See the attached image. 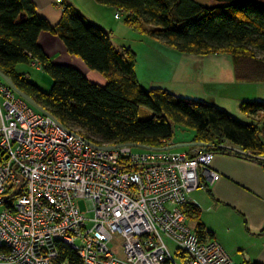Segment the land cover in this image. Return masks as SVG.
Listing matches in <instances>:
<instances>
[{"label": "trees", "instance_id": "1", "mask_svg": "<svg viewBox=\"0 0 264 264\" xmlns=\"http://www.w3.org/2000/svg\"><path fill=\"white\" fill-rule=\"evenodd\" d=\"M60 1L61 18L51 26L37 15L31 0H0V71L63 126L77 130L95 145L135 144L154 149L178 140L175 130L179 129L192 133L189 140L182 141L203 144L214 156L227 154L224 148L232 147L245 152L233 153L239 158L262 162L258 157L264 158V102L240 104L242 113L257 119L256 123L243 124L211 101L178 97L162 88L145 89L136 75L138 57L134 50L115 48L111 31ZM94 2L113 9L137 33L182 55H229L238 82L264 83V0L214 1L209 5L194 0ZM43 32L56 36L67 54L99 73L105 85L90 82L71 66L52 63L38 41ZM37 63L53 80L48 92L16 70L17 65ZM143 108L150 112L146 119L139 117ZM189 148L167 151L186 152ZM207 188L205 184L203 190ZM195 209L186 203L187 220L199 217ZM202 228L198 222L194 229L201 240ZM61 251V259L69 264H82L66 245Z\"/></svg>", "mask_w": 264, "mask_h": 264}, {"label": "built area", "instance_id": "2", "mask_svg": "<svg viewBox=\"0 0 264 264\" xmlns=\"http://www.w3.org/2000/svg\"><path fill=\"white\" fill-rule=\"evenodd\" d=\"M0 98V264H69L62 245L82 264H236L187 225L189 195L220 177L205 147L90 145L2 81Z\"/></svg>", "mask_w": 264, "mask_h": 264}, {"label": "crops", "instance_id": "3", "mask_svg": "<svg viewBox=\"0 0 264 264\" xmlns=\"http://www.w3.org/2000/svg\"><path fill=\"white\" fill-rule=\"evenodd\" d=\"M31 1L38 16L47 20L51 26L57 25L62 15V7L58 4V0ZM62 1L72 5L103 30L113 32L111 28H107V26L113 27L112 22L103 17L104 12L110 9L109 14L113 13L112 20L117 22L118 19L114 17L116 12L113 9L101 6L94 0ZM38 41L52 63L71 66L80 71L90 82L100 86L105 85V79L99 73L89 70L79 58L68 55L64 45L56 36L43 32L39 35ZM158 43L152 44L154 49L162 48ZM113 46L117 49L135 48L133 44L120 46L113 44ZM135 50L138 57L136 75L140 85L145 89L146 87L150 89L155 82L165 85L171 80L169 85H172V82L182 84L194 80L199 84L201 92L198 97L203 100L208 99L215 105H218V101L224 103V101L240 99V96L236 95L240 90H245L247 93L264 89V83L238 82L232 60L228 57L222 59L220 55L208 57L189 55L190 59H183L184 55H175L173 58L177 62L186 60L195 63L194 68L188 72L185 68L176 71V66L161 54H154V50L148 45L141 54L137 48ZM167 52L170 51L166 50ZM147 77L149 80L146 81ZM228 85L231 87L227 88ZM164 89L176 96L179 95L173 88L168 87L172 91ZM181 138L175 139L170 146L176 147L177 151H184L185 147L177 145L189 142L182 141L185 138L182 140ZM210 169L219 174V179L212 184L207 183L206 190H195L196 192L189 195L188 204L199 210L197 219L190 218L194 225L193 229L200 222L203 227L201 231L203 240H215L220 243L236 264H264V162L250 161L234 154H217L211 161Z\"/></svg>", "mask_w": 264, "mask_h": 264}, {"label": "rangeland", "instance_id": "4", "mask_svg": "<svg viewBox=\"0 0 264 264\" xmlns=\"http://www.w3.org/2000/svg\"><path fill=\"white\" fill-rule=\"evenodd\" d=\"M59 1V0H58ZM195 2L199 3V4H203V5H209L212 4L215 0H194ZM109 10H106L104 12L103 17L105 19L108 18V20H110V22H112L113 27H108V29L111 28V30L114 32H112L111 35V41L113 42V44L115 46H120L121 44H133L135 46V48H137V50L140 52V54L145 50V47L148 45L150 47L151 50H154V54H161V56L166 57L167 61L169 60L171 62V64L173 66H176V71H180L181 68H185L186 71H191L194 66L195 63L192 62H186V60H182L181 62H177L175 61V59L173 57H175V55L177 54H181L179 52H177L176 50L169 48L161 43H158L157 40L149 38L146 35L137 33V31L133 30H129L128 27H126V25L123 23V17L120 15L117 19L118 21L115 22L112 20L113 18V13L111 12V14H109ZM116 19V18H115ZM135 34V35H134ZM156 43H158L162 48L158 49L152 46L156 45ZM135 48L133 49L131 47V49L134 50V52L137 54ZM166 50L170 51L166 53ZM163 53V54H162ZM183 59H190L189 55H184ZM220 57L222 59H224V57H228L230 58L229 55H220ZM169 58V59H168ZM191 61V60H190ZM16 70L21 73L24 74L25 77L28 78L29 82H31L32 84H35L38 88H40L42 91L44 92H48L52 85H53V80L52 78L45 73L40 67H36L33 64L32 65H28V64H20L17 65ZM195 76L193 75V78ZM149 80V77L146 78V81ZM171 82V80L163 85V84H159V83H154L152 84L150 88H173V90H175L174 92H177V96L179 97H184V98H189V99H194V100H203V98L198 97V95L201 93L200 89H199V84L197 82H195L194 80L191 82H187V83H182V84H177L172 82V85H169V83ZM231 85H228L227 88H230ZM148 87H146L147 89ZM149 89V88H148ZM170 90V89H168ZM172 91V90H170ZM237 96H240V99H233V100H228V101H224V103L218 101L216 105V107L220 108L221 110H224L226 113H228L231 117H233L235 120L239 121L240 123L243 124H252V123H256L257 119L254 118H250V116L242 113L240 111V104L244 101H251V102H255V101H262L264 102V89L262 90L260 89H256V90H252V91H248L247 93L245 92V90H240L239 92L236 93ZM206 102H210V100H203ZM3 103V99L0 98V104ZM31 106V105H30ZM34 108V107H33ZM4 111V110H3ZM150 116V112L146 109H141L139 112V117L140 119H146ZM261 115H259L260 117ZM263 121L260 120V122ZM175 134H176V138L179 140L180 137L185 138L186 140H189L191 137V132H181V130L176 129L175 130ZM262 136V134L260 135ZM190 143H195V142H190ZM197 143V142H196ZM199 144V143H198ZM195 147V146H193ZM204 147V146H201ZM227 152V154H233L234 152H232L231 150H229L228 148H224ZM182 150V149H180ZM199 191V190H198ZM196 192V191H195ZM195 195V193H193ZM191 196V195H190ZM78 206L80 208V210L82 212L85 213L87 218H92L93 217V212L92 211H88V205L86 203L85 200H79L78 201ZM187 225L193 230V222L191 221V219L187 220ZM89 226H91V224L89 223ZM114 240L112 245L110 244V248L118 255H122L121 251V241L122 239L120 238V236L118 234H114ZM168 244H170V247L172 249V252L174 253V247L172 245V243H170L169 241H167ZM224 248V247H223ZM225 249V248H224ZM226 251V250H225ZM227 252V251H226ZM174 254H177L176 252ZM227 254L229 255L230 253L227 252ZM231 257V255H229Z\"/></svg>", "mask_w": 264, "mask_h": 264}, {"label": "water", "instance_id": "5", "mask_svg": "<svg viewBox=\"0 0 264 264\" xmlns=\"http://www.w3.org/2000/svg\"><path fill=\"white\" fill-rule=\"evenodd\" d=\"M215 1H219V2H244V1H253V0H215ZM0 79L3 80V82L9 87L11 88L18 96H20L24 101H26L28 104H30L32 107H34L35 109H37L38 111H40L41 113H44L46 115L51 116L49 113H47L43 108H41L40 106H38L35 102H33V100L28 97L27 95H25L24 93H22L19 89H17V87L12 83L11 79H9L2 71H0ZM62 126V125H61ZM90 145H93L92 143L88 142ZM133 147H137V148H141V149H147V150H158V149H154V148H148V147H144V146H140V145H135V144H130ZM180 147H191V146H205L203 144H198V143H188V144H182V145H177ZM108 148H115V147H108ZM176 147L174 146H169L166 147V150H172L175 149ZM229 150H231L232 152L236 153V154H240V155H246L245 152L238 150L236 148H232V147H227ZM258 159L262 162H264V158L263 157H258ZM20 180L22 181V179L20 178Z\"/></svg>", "mask_w": 264, "mask_h": 264}]
</instances>
